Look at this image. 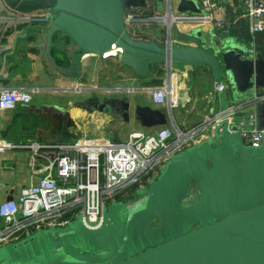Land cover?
<instances>
[{
	"label": "water",
	"instance_id": "95a60500",
	"mask_svg": "<svg viewBox=\"0 0 264 264\" xmlns=\"http://www.w3.org/2000/svg\"><path fill=\"white\" fill-rule=\"evenodd\" d=\"M5 1L20 12L52 14L51 25L35 31L45 36V57L65 79L81 78L87 58L121 50L123 69L138 79L159 65L181 64L208 67L218 86L222 68L227 70L234 103L246 100L254 86L264 89L263 60L240 53L234 44L220 48L213 39L208 44L200 29L176 35L190 43L187 47L167 48L149 35L132 36L126 15L150 13L151 0ZM181 7L184 13H199L191 1L184 0ZM53 50L63 54L62 63ZM108 93L95 103L79 100L73 106L112 120L117 109L120 127L134 123L151 130L176 124L170 111L150 104L149 91ZM219 101L220 112L226 111L225 93L219 94ZM88 103L93 106L86 108ZM258 111L264 128V105ZM238 129L236 122H219L207 133V143L173 157L139 198L112 203L99 229L85 228L79 217L66 232H37L20 244L1 247L0 264H103L94 258L98 252L114 258L110 264H264V138L261 149H251ZM193 191L198 200L184 206ZM139 199L144 201L128 208Z\"/></svg>",
	"mask_w": 264,
	"mask_h": 264
},
{
	"label": "built area",
	"instance_id": "2783aa9c",
	"mask_svg": "<svg viewBox=\"0 0 264 264\" xmlns=\"http://www.w3.org/2000/svg\"><path fill=\"white\" fill-rule=\"evenodd\" d=\"M164 3V14L159 13L157 0H152L150 13H128L125 17L128 32L138 37L144 34L143 27L161 24L166 34L162 45L187 47L190 43L178 40L175 28L191 26L221 46L225 40L235 43L236 40L220 37L218 33L238 31V23L242 21L251 37V53L247 56L258 59V49L264 50V0H194L199 13L182 15L174 14L173 0H164ZM53 20L49 12L24 13L0 0V63L12 48L6 42L9 32H15L20 26L45 29ZM180 76L172 65L166 66L162 85L149 90L155 107L173 114L190 102L188 97L181 96ZM1 80L0 74V115L32 104L34 92L4 88ZM215 89L218 94L226 91L223 84H215ZM252 94L243 102L229 104L224 112L211 111L190 130L184 131L175 124L151 129L150 133L134 132L126 141L77 138L65 144L15 145L2 138L0 124V154L16 148L31 150L29 167L33 179L30 186L21 189L17 199L0 200V248L17 244L37 232H66L79 217L85 228L99 229L112 203H125L132 195L144 194L173 157L187 151L196 138L214 130L224 119L239 125L235 132L241 133L246 146L261 149L264 128L259 126L258 108L264 105V89L254 86ZM135 186L138 188L132 192ZM119 196H123L121 202L117 200Z\"/></svg>",
	"mask_w": 264,
	"mask_h": 264
},
{
	"label": "crops",
	"instance_id": "0c3cea01",
	"mask_svg": "<svg viewBox=\"0 0 264 264\" xmlns=\"http://www.w3.org/2000/svg\"><path fill=\"white\" fill-rule=\"evenodd\" d=\"M151 29L152 28L150 26L143 27V30H144L143 35H149L155 40H157V37L154 35ZM175 29H176V35H179V34L180 35H190L195 30V28L191 26H180ZM26 30L27 29L25 28L21 30H16L11 36L7 38L6 42L12 48L9 50L7 54L4 55V57L7 56V61L4 62V57H2L1 63H0V69H1L0 74L2 78L1 85L4 88H9V89L25 88L27 90H30L28 89V87H24V84H20L19 81L11 82V80L6 78V75H14V74L16 75L17 71L20 69L22 65V62L25 59H27V57L28 58L33 57V54L39 55V52L36 51L35 49L37 48L36 40L34 39V42L32 43L29 40H27V32H29V29L28 31ZM44 43H45V40H44ZM159 43L163 44L164 39H162V41H159ZM234 45L237 47L240 53H243V54L244 52L245 54L251 53V51H249L251 49L250 45H245V44H241L238 42H236ZM34 50L37 53H34L33 52ZM58 53L59 52L56 51V53L53 56L56 60L62 61L63 59L61 55H60L61 57H57ZM118 55L119 54L117 55L110 54V55H107L106 57L113 58V57H117ZM8 57H9V60H8ZM11 57H13V59H11ZM92 58H95V57H89L85 60L81 78L75 79V80H68V79H65L59 76L56 73L57 74L56 79L59 81L62 80L64 82L74 84L76 89H79V87L81 86L80 80L87 76L94 78V79L99 78L98 80L100 81L101 79H105V80L109 79V82H112L113 80L112 77L114 76V73H115V70L113 69V67L108 66L107 63H105L104 65L96 64L93 62ZM88 61H90L89 64H87ZM160 68L163 69V72L161 75L158 76V73L152 72L145 79L135 78L131 74V72H128L125 69H123V71L121 70V73H123V79H124L125 84L119 86L120 88L118 89L122 88L128 91H131L130 93L137 92V91H149L151 88L157 87V86H153L155 82L161 81V83H163V81L166 78V66L163 65V66H160ZM180 75L181 76L179 78V86L181 90V96L186 97V98L188 97L190 102L185 103V105L187 104V106H185L184 108L182 107L183 109L180 112L181 126H179L177 123L176 124L178 127H180V129L187 131L197 126L198 124H200L205 118V116L210 114L211 111H214V112L220 111V101H219V94L215 91V82H214L212 71L208 67L206 66H201V67L185 66V68L180 73ZM112 88L113 89L110 88L109 90L105 91V93L109 94L108 92H113L117 88V86H114ZM67 89H73V88H67ZM148 98H149L150 104L152 103V105H154L150 94H148ZM30 108L31 107L21 106L19 107V112L10 111V112L2 113L0 115L1 129H2V133L5 132V135L7 137L6 139L10 140V142L12 141L11 143L15 145H29L34 142L39 143L41 145L65 144L63 143V141H60V142L42 141L38 138L39 136L31 134L29 131L26 132V129H23L24 126L21 127L19 125V123L21 122L24 123L23 116L26 114V111L29 110ZM79 111H81L82 113L85 112V110H82V109H80ZM69 116H70V112H69ZM107 117L108 119H104V120H100L97 117L99 119L98 121L99 127H101L102 124H104L105 122L107 123L110 122L111 124L113 123L112 119L109 116ZM138 128H141V127L138 126ZM137 132L149 133L150 130L148 129L139 130ZM66 143H69V142H66ZM205 143H207V141ZM205 143L199 142L196 144L195 148L200 147ZM194 144L187 151L195 149ZM30 156H31V150H29L28 148L27 149L26 148H23V149L16 148V149L9 150V151H6L5 153L0 154V188L2 192L0 200H7L10 194L13 195V199H17V197L20 194L21 189L24 187L30 186L33 183V179L31 177V169L29 167Z\"/></svg>",
	"mask_w": 264,
	"mask_h": 264
},
{
	"label": "rangeland",
	"instance_id": "374dc122",
	"mask_svg": "<svg viewBox=\"0 0 264 264\" xmlns=\"http://www.w3.org/2000/svg\"><path fill=\"white\" fill-rule=\"evenodd\" d=\"M188 1L194 3V0ZM183 3L184 0H173L174 14L182 15L184 13L181 11V5ZM194 6L198 10L195 3ZM157 7L160 14H164L166 12L165 3H158ZM191 13L198 14V12ZM149 26L152 28L151 30L157 37L158 42L162 41V39L165 40L166 34L163 25L151 24ZM28 29L30 30L31 28ZM28 29L26 31H28ZM31 35H33V33H31ZM35 36L37 42V48L35 49L38 50L39 55L33 54V57H27V59L22 62V65L17 71L16 75H6V78L11 80V82L19 81L20 84H24V87H28V89H30L32 93L34 92L33 102L30 106H27L31 108L27 110L26 114L23 116L24 123H19L21 127L24 126L23 129H26V132L29 131L31 134L39 136L38 138L42 141H63V143H66L73 141L77 138H107L112 141H126L128 140L130 134L139 130H146L143 128H138V126L134 123H130L120 127L121 124H111L110 122H103L104 124L99 127V119H108L106 115L99 112L90 114L85 111L82 113L81 111H79L80 109L74 108L73 106L75 102L87 99L94 95L102 99V97L109 96L105 93V91L109 90L110 88L113 89L112 87L114 86H117V88L115 89L117 90L118 88H120L119 86L125 84L123 79V73H121V70L123 71V67L119 57L108 58V60L99 57L92 58L93 62L96 64L104 65L105 63H107L108 66L113 67V69L115 70L114 76L112 77L113 80L112 82H109V79H101L100 81L98 80L99 78L94 79L88 76L84 77L80 80L81 86L79 87V89H81V92L77 93L75 91L76 87L74 86V84L64 82L62 80L59 81L56 79L57 74L56 72H54V68L44 55L43 46L45 36H39L38 34H35ZM204 39L209 44L213 38H210L209 35H204ZM234 43V40L228 39L225 40L223 44L229 45ZM208 52L212 53L213 51L209 49ZM60 55L63 59L62 53H58L57 57H61ZM244 55L247 54H245L244 52ZM89 62L90 61H88L87 64H89ZM173 67L174 70L181 73L185 68V65L174 64ZM222 84L226 87V91L224 93L228 98L229 104L233 105L235 98L232 94L234 91L230 87L231 78L227 70H225L224 68H222ZM67 88L73 89L72 91H67ZM122 90L124 91V93L119 96H128V94H130L131 92L125 89ZM250 94H252V92ZM152 106L155 107L154 105ZM185 106H187V104H184L183 108ZM19 107L21 106H18L15 110H12L11 112H19ZM55 108L60 109L62 111L70 112L69 119L63 121V123L62 121L59 124L55 123L52 115V110H54ZM183 108L181 107L180 109H177L173 112V118L179 126H181L180 112ZM34 111H38V113L34 114ZM35 118L39 119V121H37ZM194 141L193 144L195 148L197 143H205L206 141H209L208 134L196 138ZM193 144L186 150H189L193 146ZM1 195L2 192H0V197ZM192 195L193 196L191 200H197V195L195 191H193ZM1 224L3 225V221H1Z\"/></svg>",
	"mask_w": 264,
	"mask_h": 264
},
{
	"label": "trees",
	"instance_id": "16d2710c",
	"mask_svg": "<svg viewBox=\"0 0 264 264\" xmlns=\"http://www.w3.org/2000/svg\"><path fill=\"white\" fill-rule=\"evenodd\" d=\"M238 26L240 27L238 31H235V30H233V29H230V30L227 31V32H220V33H218V34H219L220 37L225 38V37L228 36V37L234 38L238 43L245 44V45H250V43H251V37H250L249 31H248V27H247V25H246L244 22L241 21V22L238 23ZM23 28L26 29L25 26H20L17 30H21V29H23ZM13 33H14V31L9 32V33H8V37L11 36ZM31 33H33V35H31ZM35 34H37L36 31H35V28H34V29L31 28V29L29 30V32H27V40H29L31 43L34 42V39L36 40V38H35V37H36ZM260 38L262 39L263 37L260 36ZM36 51H38V50H36ZM36 51L34 50L33 52H34V53H37ZM257 52H258V53H257L258 58H260L261 60L264 61V50L261 49V48H259ZM55 53H56V50H53V55H54ZM11 59H13V57H11ZM8 60H9V57H8ZM58 62H59V64L62 63L61 60H58ZM160 66H163V65H159V66H157V67L155 68V70L153 71V72L158 73V76L161 75L162 72H163V69L160 68ZM161 85H162L161 81H160V82H155V83L153 84V86H161ZM37 113H38V111H34V114H37ZM34 114H33V116H34ZM35 117H37V116H35ZM35 119H36V118H35ZM35 119H34V120H35ZM36 120L39 121V119H36ZM1 135H2V138H5V140H8V139H6L7 137H6V135H5V132H4V133H1ZM71 138H72V137H71ZM8 141L10 142V140H8ZM11 142H12V141H11ZM184 152H186V151H183V153H184ZM137 186H138V185H137ZM137 186H135V187L133 188V191H132V192H135V191L137 190V188H138ZM140 196H141V195H140ZM192 196H193V195L191 194V197H190L189 201H187L186 203H184V206H188V205H190V204H192L193 202L196 201V200H195V201H192V200H191ZM117 200H118L119 202H121V201L123 200V196H119V197L117 198ZM134 200H135V198H134ZM136 202H137V201H136ZM25 240H26V239H22L21 242H23V241H25ZM21 242H19V244H20Z\"/></svg>",
	"mask_w": 264,
	"mask_h": 264
},
{
	"label": "flooded vegetation",
	"instance_id": "af4514ba",
	"mask_svg": "<svg viewBox=\"0 0 264 264\" xmlns=\"http://www.w3.org/2000/svg\"><path fill=\"white\" fill-rule=\"evenodd\" d=\"M99 97H97V96H91V97H89V98H87V99H84V100H80V101H85V100H90V99H93V103H95V101L98 99ZM102 101V100H101ZM93 106V104H91V103H88L87 105H86V108H91ZM93 113H97V111H94ZM93 113H91V114H93ZM114 114H115V116H114V120H112V122L113 123H115V124H122V120L120 119V117H121V113H119V111L116 109V110H114ZM52 115H53V119H54V121H55V123H57V124H59L61 121H62V123H63V121H65V120H68L69 119V112L68 111H62V110H58V109H54V110H52ZM61 123V124H62ZM133 196H135V195H132V197H129L126 201H125V203H129L130 201H132V200H134V198L135 199H137V198H139V196H136V197H133ZM198 196H197V200H198ZM144 201V199H139V200H137V202H134L133 204H131V205H129V207L128 208H130V207H132V206H135V205H137V204H140V203H142ZM94 258H99L100 259V261L103 263V264H110V263H112V261L114 260V258H112L111 256H109L108 254H106V253H103V252H98L96 255H94Z\"/></svg>",
	"mask_w": 264,
	"mask_h": 264
},
{
	"label": "bare ground",
	"instance_id": "6f19581e",
	"mask_svg": "<svg viewBox=\"0 0 264 264\" xmlns=\"http://www.w3.org/2000/svg\"><path fill=\"white\" fill-rule=\"evenodd\" d=\"M119 53H120V50H118V51L113 50V51L109 52L107 55H110V54H111V55H112V54L117 55V54H119ZM107 55H106V56H107ZM106 56H105V58H107ZM105 58H103V59H105ZM107 59H108V58H107Z\"/></svg>",
	"mask_w": 264,
	"mask_h": 264
}]
</instances>
